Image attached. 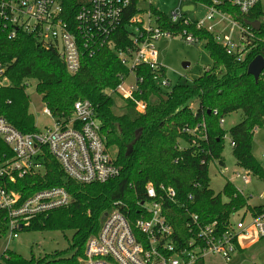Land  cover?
Listing matches in <instances>:
<instances>
[{
  "label": "trees",
  "instance_id": "trees-1",
  "mask_svg": "<svg viewBox=\"0 0 264 264\" xmlns=\"http://www.w3.org/2000/svg\"><path fill=\"white\" fill-rule=\"evenodd\" d=\"M89 1L63 0L65 19L73 22L79 8ZM138 5L139 0H130L125 9L123 22L113 35L118 45L129 43L126 24L138 12ZM154 12L161 17V27L176 32L187 27L206 38L212 64L192 83L178 82L170 89L156 86L151 70L140 68L145 81L143 93L137 96L147 100L144 112L138 111L131 100L121 99L124 103L118 106L117 96L109 93V88L120 82V76L128 73L113 50L104 47L93 55L85 54L79 71L72 74L56 48H46L26 34L15 39L0 36V60L8 64L11 81L9 87L0 89V116L23 133L39 130L26 93L30 79L37 80L36 90L57 120L69 119L75 101L88 99L95 106L106 145L120 168L119 175L106 182L78 183L65 177L57 160L46 150L42 174L27 175L9 186L23 198L47 187L66 188L72 196L69 205L32 218L24 229L72 230L69 247L38 258L8 250L0 264H82L86 243L98 233L102 215L119 207L134 218L146 199L148 183L176 191V199L167 200L166 206L179 242L187 236L188 211L197 213L204 223L217 220L224 224L244 207L254 213L263 210L262 205L251 206L229 180L223 190L228 200L224 201L209 187L208 176V162L222 158L223 138L228 133L230 142H235L237 163L264 178L263 166L252 152L254 130L264 126V73L258 81L248 73L249 63L262 52L261 45L239 61L227 54L212 34L192 26L172 25L168 15L156 9ZM194 102L196 107L192 106ZM238 110L242 111V119L227 132L220 119ZM3 153L8 154L9 148L0 138ZM195 183L201 187H195ZM196 264L205 263L200 259Z\"/></svg>",
  "mask_w": 264,
  "mask_h": 264
},
{
  "label": "built area",
  "instance_id": "built-area-1",
  "mask_svg": "<svg viewBox=\"0 0 264 264\" xmlns=\"http://www.w3.org/2000/svg\"><path fill=\"white\" fill-rule=\"evenodd\" d=\"M143 1L148 3V8H141L139 0L138 12L126 24L130 41L124 46L118 45L113 35L123 22L130 0H90L79 8L73 22L64 17L63 0H0V36L15 39L26 34L46 48H56L72 74L79 71L85 54L93 55L104 47L113 50L128 73L120 76V82L109 88V93L133 101L136 109L144 112L147 100L137 96L143 93L145 81L140 68L151 70L159 88L170 89L174 85L160 61L157 42L176 35L191 44L205 45L207 40L187 27L179 32L161 27L158 22L161 17L154 9L161 11L155 7L154 0ZM180 1L178 8L168 15L172 25L192 26L212 34L227 54L239 61L259 44L260 54L264 55V0ZM189 5L193 8L188 9ZM196 5L204 7L205 14L191 19L186 11L196 10ZM248 20L258 21L260 28L255 29ZM210 67H204L202 72ZM7 69L8 64L0 60V89L11 85ZM180 77L190 79L186 74ZM43 112L53 117L46 105ZM224 122L222 117L220 124ZM0 138L9 148L8 154H0V230L8 233L2 255L10 250V241L19 236V231L32 218L72 202L71 194L63 186L39 189L25 198L10 188V183L45 171L46 150L57 160L65 177L78 183H103L120 173L102 135L95 106L88 99L75 101L69 119L54 118L52 126L32 133L21 132L0 116ZM230 143L235 146V142ZM211 162L224 163L223 158H212L208 165ZM237 165L241 171L235 175L244 182L251 173L255 174ZM261 165L264 169V160ZM194 186L201 187L199 183ZM175 199L174 188L163 184L157 188L148 183L146 199L134 218L119 207L107 211L98 233L86 243L82 264H196L209 255H219L227 262L238 250L240 237L251 233L264 237V206L258 213L244 207L237 223L232 221L234 213L224 224L217 220L204 223L197 213L188 211L187 236L179 242L166 206L167 200ZM247 213L251 215L249 224L244 222Z\"/></svg>",
  "mask_w": 264,
  "mask_h": 264
},
{
  "label": "rangeland",
  "instance_id": "rangeland-1",
  "mask_svg": "<svg viewBox=\"0 0 264 264\" xmlns=\"http://www.w3.org/2000/svg\"><path fill=\"white\" fill-rule=\"evenodd\" d=\"M180 0H154V5L162 13L169 15L175 11L180 5ZM184 4H182L183 6ZM141 8H148V3L141 0ZM186 14L191 19L200 18L205 14V8L196 5V10L186 11ZM160 61L167 69V76L172 83L188 82L192 83L193 79L203 73V68L210 66L212 60L208 49L203 43L191 44L185 41L181 36L173 38H162L157 42ZM183 62H189L190 65L185 68ZM188 75L189 80L186 81L180 75ZM37 80L30 79L27 83L26 93L30 100V111L35 116V124L39 130L54 124V118L43 112L45 104L41 99V95L36 90ZM118 106L123 105L120 97H116ZM196 103H192L196 107ZM242 111H234L224 116L225 122L222 127L227 132L229 129L241 121ZM182 146H187V143L181 142ZM223 165H217L214 162L209 164L208 176L209 187L216 193L221 194L224 201L228 197L224 193L225 183L229 180L235 187L242 191L247 197L248 203L251 206L264 205V178L256 174H250L249 180L244 182L235 175L236 171H241L237 165V159L233 154V146L230 143L229 134L223 138ZM111 156L114 157L112 150L108 149ZM252 152L255 158L261 163L264 160V126L256 127L253 135ZM242 211L234 214L232 221L237 223L241 217ZM245 224L251 222V215L247 213L244 218ZM7 231L0 230V260L2 253L8 242ZM73 235L72 230H28L22 229L19 231V236L14 238L9 243L10 250L23 255L26 258L32 256L43 257L46 254H52L55 251H63L69 247V241ZM239 242L241 248L236 250L229 261H225L219 255H209L204 259L205 264H264V237H255L253 235L240 237Z\"/></svg>",
  "mask_w": 264,
  "mask_h": 264
},
{
  "label": "water",
  "instance_id": "water-1",
  "mask_svg": "<svg viewBox=\"0 0 264 264\" xmlns=\"http://www.w3.org/2000/svg\"><path fill=\"white\" fill-rule=\"evenodd\" d=\"M186 9V6L183 7ZM188 9H192L193 5L187 6ZM249 24H251L255 29H259L260 25L258 21H247ZM190 65L189 62H183V66L187 68ZM264 70V55L258 54L248 65V73L251 74L256 81L259 80L260 75L262 74ZM106 216V212L102 215L101 220L104 219Z\"/></svg>",
  "mask_w": 264,
  "mask_h": 264
},
{
  "label": "crops",
  "instance_id": "crops-1",
  "mask_svg": "<svg viewBox=\"0 0 264 264\" xmlns=\"http://www.w3.org/2000/svg\"><path fill=\"white\" fill-rule=\"evenodd\" d=\"M260 205H262V204H260ZM262 206H264V205H262ZM251 235L256 237V235L254 233H251L250 235H247V236H251ZM247 236H242V237H247ZM241 248H243V247H241L240 242H239V248L238 249L240 250Z\"/></svg>",
  "mask_w": 264,
  "mask_h": 264
}]
</instances>
